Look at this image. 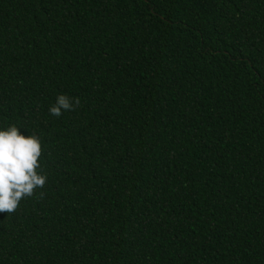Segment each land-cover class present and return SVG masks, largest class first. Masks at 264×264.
I'll use <instances>...</instances> for the list:
<instances>
[{
    "label": "trees",
    "instance_id": "16d2710c",
    "mask_svg": "<svg viewBox=\"0 0 264 264\" xmlns=\"http://www.w3.org/2000/svg\"><path fill=\"white\" fill-rule=\"evenodd\" d=\"M10 124L48 180L0 264H264V0H0Z\"/></svg>",
    "mask_w": 264,
    "mask_h": 264
},
{
    "label": "clouds",
    "instance_id": "9594fccd",
    "mask_svg": "<svg viewBox=\"0 0 264 264\" xmlns=\"http://www.w3.org/2000/svg\"><path fill=\"white\" fill-rule=\"evenodd\" d=\"M81 101L78 97L61 94L50 107L51 115L59 117L64 111H74ZM21 127L10 124L0 128V213L14 214L21 202L34 196L43 197L48 176L42 171V138L35 132L25 135Z\"/></svg>",
    "mask_w": 264,
    "mask_h": 264
}]
</instances>
